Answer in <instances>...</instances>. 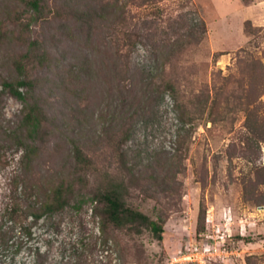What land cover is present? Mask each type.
<instances>
[{
  "label": "rangeland",
  "instance_id": "374dc122",
  "mask_svg": "<svg viewBox=\"0 0 264 264\" xmlns=\"http://www.w3.org/2000/svg\"><path fill=\"white\" fill-rule=\"evenodd\" d=\"M27 1L0 0V264H178L205 233L206 264H264V0ZM180 35L187 45L164 66L173 96L149 76ZM17 78L34 82L20 89L45 110L33 178L73 188L38 220L11 219L24 166L7 135L23 104L1 82ZM117 180L161 239L147 227L100 231L90 198Z\"/></svg>",
  "mask_w": 264,
  "mask_h": 264
},
{
  "label": "trees",
  "instance_id": "16d2710c",
  "mask_svg": "<svg viewBox=\"0 0 264 264\" xmlns=\"http://www.w3.org/2000/svg\"><path fill=\"white\" fill-rule=\"evenodd\" d=\"M27 3L36 11L40 9L41 0H28ZM110 7H114V5ZM122 14L123 11L122 13H113L117 17L122 16ZM180 36L176 37L172 42L166 39L167 42L162 44L163 50H160L161 53L158 56L161 59V73L149 76L151 79H158L160 85L157 86L160 89L167 90L173 96L177 92L176 85L173 78L166 77V80H164L166 73L164 66L170 62V59L177 52L184 50L187 45L182 35ZM260 72L263 73V69ZM1 86V92L7 91L23 104L19 126L7 135L8 139L14 140L17 146L22 148L23 152L20 157V162L24 166V171H22V175L20 176L23 187H21L20 195L16 197L18 200L24 201V203H20L19 201L15 202L11 212V219L16 220L19 213H23L24 216H32L34 220L47 216L51 217L69 204V200L73 194V188L71 184L65 185L62 180L55 181L53 178L44 179L42 177L37 182L31 173V166L38 157L40 150L37 142L42 140V134L44 133L42 130L46 119L44 107L33 94L28 95V93H24L20 89L24 86H27L29 89L34 88V82L31 80L24 78L13 80L3 79ZM125 138H127V135L124 137V140ZM73 143V152L76 161L83 169L89 167L91 165V159L84 154L82 145L76 141H73ZM124 189V184L120 180L109 182L103 185V187L98 188V191L90 198V201L97 202L101 205L100 231L104 233L109 226L114 229H133L136 231H139L141 227H147L157 239H161L163 232L162 224L150 219L142 212L127 206L123 200ZM33 192L35 193L33 194ZM32 194L36 196V200H30ZM26 234H30L29 231ZM19 249L20 246L16 245L14 254ZM37 255L40 256V253H37ZM32 264H41V261L35 260Z\"/></svg>",
  "mask_w": 264,
  "mask_h": 264
},
{
  "label": "built area",
  "instance_id": "2783aa9c",
  "mask_svg": "<svg viewBox=\"0 0 264 264\" xmlns=\"http://www.w3.org/2000/svg\"><path fill=\"white\" fill-rule=\"evenodd\" d=\"M225 219L227 221L226 224H229L231 216L228 215ZM211 237V234L205 233L199 240H194L182 246L177 253L175 262L178 264H206L207 258L212 254L213 245L210 243ZM219 238L221 241H225L224 235L219 236Z\"/></svg>",
  "mask_w": 264,
  "mask_h": 264
}]
</instances>
